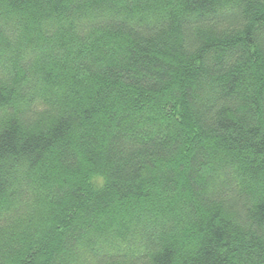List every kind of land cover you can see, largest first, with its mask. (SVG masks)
<instances>
[{"label": "trees", "instance_id": "16d2710c", "mask_svg": "<svg viewBox=\"0 0 264 264\" xmlns=\"http://www.w3.org/2000/svg\"><path fill=\"white\" fill-rule=\"evenodd\" d=\"M0 264H264V0H0Z\"/></svg>", "mask_w": 264, "mask_h": 264}]
</instances>
